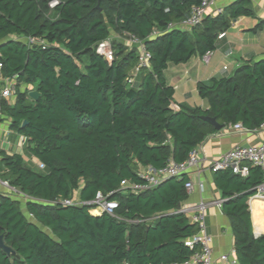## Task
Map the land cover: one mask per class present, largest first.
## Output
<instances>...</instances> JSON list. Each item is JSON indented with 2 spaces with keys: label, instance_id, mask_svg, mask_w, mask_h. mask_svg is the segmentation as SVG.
I'll list each match as a JSON object with an SVG mask.
<instances>
[{
  "label": "trees",
  "instance_id": "obj_1",
  "mask_svg": "<svg viewBox=\"0 0 264 264\" xmlns=\"http://www.w3.org/2000/svg\"><path fill=\"white\" fill-rule=\"evenodd\" d=\"M0 0V74L16 77L12 103L0 96L9 128L25 138L26 160L0 148V178L26 196L21 202L0 191V235L15 253L0 248V264H172L193 253L184 240L197 231L173 212L187 197L188 180L168 177L134 193L122 180L142 182L138 171L183 161L217 130L240 122L254 130L264 122V58L246 59L226 76L198 82L207 108L174 107V88L164 77L169 63H184L215 49L232 20L256 18L253 0H231L222 13L190 29L168 28L200 0ZM133 34L150 53L149 66L128 81L137 50L112 39L107 61L96 44L111 33ZM153 32H156L153 34ZM26 37L43 40L29 44ZM39 92L33 100L29 90ZM240 176L215 170L213 183L228 217L240 264H264V232L254 235L248 200L264 180L249 164ZM79 189L81 202L97 191L117 202L114 216L83 204L65 205ZM31 214L29 216L28 214ZM255 223H260L254 213Z\"/></svg>",
  "mask_w": 264,
  "mask_h": 264
},
{
  "label": "crops",
  "instance_id": "obj_2",
  "mask_svg": "<svg viewBox=\"0 0 264 264\" xmlns=\"http://www.w3.org/2000/svg\"><path fill=\"white\" fill-rule=\"evenodd\" d=\"M253 6L256 17L264 19V0L253 1ZM256 23V18L240 17L234 19L230 28L218 35L215 49L206 56L207 60L204 59V56L194 55L184 63H169L167 65L164 70V77L168 84L174 88L173 101L175 106L207 108V101L198 95V82L208 83L214 77L229 75L246 59L264 58V27L257 31L250 30ZM223 66H226L225 70ZM138 76L136 74L134 80ZM3 82L0 78V90ZM15 86L17 89V81H15ZM19 89L21 91L34 90L31 86L25 84H20ZM14 98L15 94L7 100L12 103ZM263 140L264 126H260L256 130L237 132L232 131L229 125H226L221 130L208 134L197 146L199 164L186 174L195 187L191 192L186 191L187 197L180 205L197 204L199 202L208 203L205 221L206 230L212 238L213 264H229L219 260V257L222 254H228L229 256H235V254L230 221L220 207L211 203L221 199L220 191L213 183L211 163L236 145L257 144ZM25 146V138L9 128V119L0 108V148L8 153L23 154L26 160L37 163L35 158L25 154ZM200 182L204 186L202 191L197 187ZM0 191L19 200L21 208L25 210V199L23 197L12 193L1 185ZM72 199L79 201V189L73 192ZM248 205L252 231L254 235H259L264 232V200L250 197ZM255 212L258 214L260 223L254 221Z\"/></svg>",
  "mask_w": 264,
  "mask_h": 264
},
{
  "label": "built area",
  "instance_id": "obj_3",
  "mask_svg": "<svg viewBox=\"0 0 264 264\" xmlns=\"http://www.w3.org/2000/svg\"><path fill=\"white\" fill-rule=\"evenodd\" d=\"M231 0H200V3L192 5L189 13L178 22H172L168 24V28L177 27L180 29H190L199 25L203 18L207 15H217L222 13L224 6ZM256 1V0H253ZM58 3V0H50L49 7L53 8ZM156 32H153L155 34ZM120 36V35H119ZM123 36L127 40L128 47H135L137 50V62L128 81L132 83L135 75L142 69L149 66L150 53L146 50L143 41L133 34L124 32ZM24 41L29 44H43V40H38L34 37H26ZM96 52L102 55L107 61H111L114 55V49L112 46V38L108 37L99 41L95 46ZM210 52H207L204 59ZM1 67V65H0ZM226 69V66H223ZM0 78L4 81L0 90L1 97L5 99L11 98L16 92L15 81L16 77L12 78ZM174 107H176L174 105ZM264 126V122L260 125ZM229 128L232 131L244 132L251 131L244 127L240 122L235 124H229ZM256 130V129H254ZM39 168H44L43 163H37ZM199 164L198 149L195 147L192 149L185 160L175 162L170 160L162 168L147 167L138 171V176L143 180L142 182H131L128 180H122L120 183L121 190H131L134 193H138L142 190L150 189L160 183L163 179L168 177L181 178L183 175L189 173L194 167ZM249 164L258 165L262 168L264 173V140L257 144L249 145H236L227 152H225L219 159L213 160L211 163V169L213 171L219 169L230 168L233 173L240 176H246L248 174ZM0 185L7 188L12 193H16L26 200V196L19 192L16 188L9 185L7 180L0 178ZM187 192H191L194 189V183L191 180H187L184 184ZM197 187L202 191L204 189L203 183H199ZM113 192L104 194L101 191H97L93 199L81 202L80 200L63 199L62 204L74 205L83 204L90 207V210H98L97 212H106L114 216V210L118 204L115 200L110 199L109 195ZM251 198H260L264 200V180L256 186ZM221 199L213 201L217 207L221 208ZM208 203L199 202L197 204H181L179 208H176L173 212L184 214L191 223L195 224L197 231L187 237L184 240V244L190 249H194L192 255L183 263L180 264H213L212 255V238L206 230V208ZM31 216V214H28ZM219 260L225 261L229 264H240L235 256H229L228 254H222ZM177 264V263H172Z\"/></svg>",
  "mask_w": 264,
  "mask_h": 264
},
{
  "label": "water",
  "instance_id": "obj_4",
  "mask_svg": "<svg viewBox=\"0 0 264 264\" xmlns=\"http://www.w3.org/2000/svg\"><path fill=\"white\" fill-rule=\"evenodd\" d=\"M28 95H29V97H31L33 100H36V99H38V97H39V92H38L37 90H30V91L28 92ZM203 119L206 120V121H208L210 124H212V125L215 127L216 130H221V129L224 127V125L219 124V123L215 120V118H213V117H210V116H204ZM179 207H180V204H178L176 208H179ZM0 248H1L2 250H4L8 255H10V254H14V253H15V252H14L9 246H7V245L4 243V241L2 240V236H1V235H0Z\"/></svg>",
  "mask_w": 264,
  "mask_h": 264
},
{
  "label": "rangeland",
  "instance_id": "obj_5",
  "mask_svg": "<svg viewBox=\"0 0 264 264\" xmlns=\"http://www.w3.org/2000/svg\"><path fill=\"white\" fill-rule=\"evenodd\" d=\"M111 38L112 39H116V40H118V41H120V42H122V43H124L126 45L128 43L127 40L123 36L116 35L115 33H111ZM92 213H95V212L92 211Z\"/></svg>",
  "mask_w": 264,
  "mask_h": 264
},
{
  "label": "bare ground",
  "instance_id": "obj_6",
  "mask_svg": "<svg viewBox=\"0 0 264 264\" xmlns=\"http://www.w3.org/2000/svg\"><path fill=\"white\" fill-rule=\"evenodd\" d=\"M92 211L96 213L98 210H92Z\"/></svg>",
  "mask_w": 264,
  "mask_h": 264
}]
</instances>
